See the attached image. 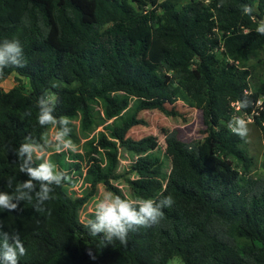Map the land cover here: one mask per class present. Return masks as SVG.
<instances>
[{"label": "trees", "instance_id": "16d2710c", "mask_svg": "<svg viewBox=\"0 0 264 264\" xmlns=\"http://www.w3.org/2000/svg\"><path fill=\"white\" fill-rule=\"evenodd\" d=\"M245 5L251 15L242 13ZM261 20L264 0H0V41L19 40L24 52L22 66L0 69V190L11 193L29 178L15 154L22 143L53 144L45 139L53 125L37 122L36 102L46 91L56 97L52 114L60 130H69L61 119L79 113L89 128L98 99L114 119L112 138L101 134L83 153L86 193L68 192L72 169L81 170L76 160L74 168L58 170L60 185L33 180L32 202L0 212L3 230L19 232L24 242L19 264H170L175 257L184 264H264V152L262 176L248 175L245 136L229 127L251 115L264 140V61L258 70L248 65L264 49V36L255 31ZM11 75L17 84L5 90L1 82ZM132 99L133 113L117 122ZM179 102L201 110L205 136L189 143L161 129L171 160L164 181L163 160L152 154L157 138L133 139L128 132L142 122L141 110L182 115ZM119 146L136 155L124 173L116 172ZM102 149L104 165L95 156ZM120 179L134 201L168 195L174 201L159 223L130 231L124 245L89 236L80 218L99 184L124 197L113 183ZM41 185L52 198L37 211Z\"/></svg>", "mask_w": 264, "mask_h": 264}, {"label": "rangeland", "instance_id": "374dc122", "mask_svg": "<svg viewBox=\"0 0 264 264\" xmlns=\"http://www.w3.org/2000/svg\"><path fill=\"white\" fill-rule=\"evenodd\" d=\"M15 16V14H14ZM264 61V49L262 51L254 52L251 56L248 65L258 70L257 64ZM17 84L16 79L13 75L2 80L1 85L5 90H9ZM178 111L182 113L179 116L168 115L159 109H145L141 110L137 114V118L142 120L141 123L133 126L129 132L128 136L133 139H140L145 136H155L159 142V146L152 154L160 157L163 160L162 178L165 181L166 177L171 168V160L166 154L164 149V134L162 128H166L168 131H176L178 137L184 142L197 143L205 136V124L202 117L201 110L193 107H189L186 104L179 102L177 104ZM136 107V100L132 99L129 103V109L125 111L124 115L117 119L120 122L122 118L130 116ZM92 114L94 118L93 124L89 128H84L82 125V114L79 113L75 118L67 119L69 124V130L67 132L66 139L72 141L73 146L76 151L73 152L71 148L63 149L61 146V151L56 150L57 141L54 137L56 131L60 129L53 125L51 126L45 135L46 140H50L53 144L46 149L40 148L39 153H34L33 157L36 161L45 162V160L54 164L57 170H69L74 168V162L76 161L81 164V170L72 169V176L74 177L75 183L68 186V192L75 196H81L90 189V184L86 176V162L87 158L83 157V153L88 149L91 150L90 142H96L101 134L105 133L112 138L110 135V125L114 119H107L104 114V104L101 100H94L91 102ZM238 119L245 121L247 127V134L245 135V140L242 143V147L247 153L248 157L251 158L252 164L250 167V172L248 175L259 178L263 174V169L261 166L264 152V140L260 128L254 123V119L251 115H240ZM236 127L238 125L236 124ZM104 149L96 153L99 156L103 165L106 164L107 158L104 153ZM81 157H78V156ZM39 156V158H38ZM118 164L116 167V172L124 173L130 168V165L134 163L136 155L130 151H127L124 147L119 146L118 151ZM60 162V163H59ZM74 171V172H73ZM132 178L135 177L134 174L131 175ZM113 183L118 186L124 197L134 200V196L128 184L120 179L118 181L114 180ZM111 193L102 184H99L96 193L88 203L82 207L80 210V218L83 221L89 219L90 213L95 212L96 203L99 201L103 194ZM114 195V194H113ZM170 264H184L179 257H175L170 261Z\"/></svg>", "mask_w": 264, "mask_h": 264}, {"label": "clouds", "instance_id": "9594fccd", "mask_svg": "<svg viewBox=\"0 0 264 264\" xmlns=\"http://www.w3.org/2000/svg\"><path fill=\"white\" fill-rule=\"evenodd\" d=\"M254 9L245 5L242 8L244 15H251ZM255 31L258 35L264 36V20H261ZM23 46L19 40H3L0 41V69L11 66H22L24 63ZM56 97L49 92H45L37 100L38 106L37 122L40 126L55 125L56 118L53 116ZM31 115V113H28ZM238 127L229 125L230 130L238 133L241 137L247 134V127L245 121L236 119ZM60 123L65 125L68 123L67 119H61ZM68 129L56 131L54 137L57 141L56 150L71 148L73 152L76 148L73 146L71 140L66 139ZM51 143V141H46ZM38 145L25 142L22 143L15 154L22 161L20 163V171L26 173L29 177L26 181L16 185L13 192L0 190V212H12L16 210L21 201H33L30 193L34 189L33 180L47 181L49 184L55 182L57 185L61 184L64 174L58 171L54 164L45 160L39 167H30L29 160L33 158L34 153H39ZM27 154V156H25ZM39 158V156H38ZM66 178V177H65ZM7 187H13L12 178L7 179ZM52 198L47 185H41V191L36 193L38 203L34 205L37 211H43L41 205L45 201ZM174 203L171 195L154 201L153 199H143L139 201L130 200L121 195H113L111 193L103 194L96 203L94 219H88L84 224L87 233L91 237L103 235V239L107 243L119 241L121 245L127 243L128 233L137 227H150L159 223L163 217V207H171ZM26 254L24 242L21 239L20 233L12 231L5 232L2 225H0V264H19V258Z\"/></svg>", "mask_w": 264, "mask_h": 264}]
</instances>
